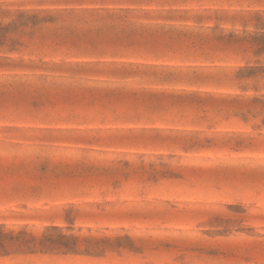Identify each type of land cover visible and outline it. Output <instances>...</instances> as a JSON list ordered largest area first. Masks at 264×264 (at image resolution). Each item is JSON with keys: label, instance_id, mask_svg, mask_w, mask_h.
Returning <instances> with one entry per match:
<instances>
[{"label": "rangeland", "instance_id": "374dc122", "mask_svg": "<svg viewBox=\"0 0 264 264\" xmlns=\"http://www.w3.org/2000/svg\"><path fill=\"white\" fill-rule=\"evenodd\" d=\"M0 264H264V0H0Z\"/></svg>", "mask_w": 264, "mask_h": 264}]
</instances>
